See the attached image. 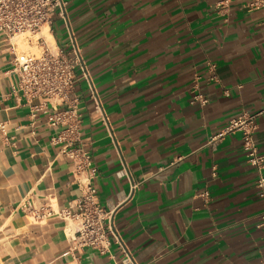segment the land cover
<instances>
[{"label": "crops", "instance_id": "0c3cea01", "mask_svg": "<svg viewBox=\"0 0 264 264\" xmlns=\"http://www.w3.org/2000/svg\"><path fill=\"white\" fill-rule=\"evenodd\" d=\"M66 11L69 28L55 18L50 34L60 47L73 36L102 107L83 80L75 84L74 146L90 156L99 202L114 210L133 261L263 264L264 203L241 134L209 139L231 118L258 114L253 139L264 154V9L244 0H68ZM16 52L15 39L0 36V264H130L114 243L109 254L69 252L75 224L26 213L27 201L67 207L90 168L76 175L54 141L62 127L13 91ZM197 93L207 104L192 102Z\"/></svg>", "mask_w": 264, "mask_h": 264}, {"label": "built area", "instance_id": "2783aa9c", "mask_svg": "<svg viewBox=\"0 0 264 264\" xmlns=\"http://www.w3.org/2000/svg\"><path fill=\"white\" fill-rule=\"evenodd\" d=\"M244 2L248 10L264 9V0ZM67 4L68 0H0V36L11 40L27 34L25 39L30 41V36L41 33L45 26L50 32L55 18L67 26ZM69 35L68 44L62 47L55 43L52 46L43 35L38 36L36 41L41 52L13 53L10 72L18 77L13 91L24 97L30 109L34 113H45L50 126L62 127L54 141L61 144V152L71 160L74 173L79 175L91 167V160L85 151L74 146L80 134L77 97L73 95L75 84L83 80L90 98L95 102V108L102 113V107L81 52L70 32ZM209 69L213 71L214 66ZM192 102L203 106L208 100L203 94L197 93ZM62 105L66 107L58 109ZM257 115L243 112L231 118L221 131L210 137L209 143L215 144L234 132L241 134L242 150L247 162L256 170L255 187L264 203V154L259 152L253 139ZM124 173L128 175L126 170ZM94 176L95 169L90 168L81 196L67 207L53 211L49 206H35L27 201L25 211L35 221L56 215L65 222L75 224V230L69 237V252L91 248L99 254H109L110 246L114 243L126 255V263L136 264L114 227V210L102 207L99 202L92 182ZM261 219L264 225V208Z\"/></svg>", "mask_w": 264, "mask_h": 264}, {"label": "rangeland", "instance_id": "374dc122", "mask_svg": "<svg viewBox=\"0 0 264 264\" xmlns=\"http://www.w3.org/2000/svg\"><path fill=\"white\" fill-rule=\"evenodd\" d=\"M55 30L57 31L58 29H60L61 24L60 23H55ZM25 35H21L15 38L16 43L18 44V48H19V52H30V53H39L41 52V49L39 47V43H37L36 39L38 38V36L42 35L41 33L36 34L34 36H30V41H27L25 39ZM47 41V43L52 44V46L54 45V42H51L50 40H48L47 38H45Z\"/></svg>", "mask_w": 264, "mask_h": 264}, {"label": "bare ground", "instance_id": "6f19581e", "mask_svg": "<svg viewBox=\"0 0 264 264\" xmlns=\"http://www.w3.org/2000/svg\"><path fill=\"white\" fill-rule=\"evenodd\" d=\"M41 34L47 38L48 40H50L51 42H53V39H52V36L50 34V32L48 31L47 27H43L42 31H41ZM46 40V39H45ZM47 41V40H46ZM50 44V43H49ZM54 44V43H53ZM52 45V44H51Z\"/></svg>", "mask_w": 264, "mask_h": 264}]
</instances>
